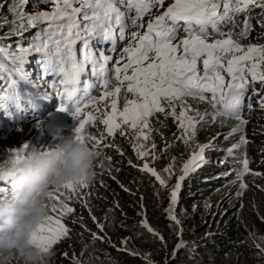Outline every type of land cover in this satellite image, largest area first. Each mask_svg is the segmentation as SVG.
Returning <instances> with one entry per match:
<instances>
[{
	"label": "snow or ice",
	"instance_id": "obj_1",
	"mask_svg": "<svg viewBox=\"0 0 264 264\" xmlns=\"http://www.w3.org/2000/svg\"><path fill=\"white\" fill-rule=\"evenodd\" d=\"M49 2L53 4L51 11H26L29 6L36 7L40 3ZM5 7L14 17L11 21L3 15ZM252 8L264 10V0H171V3H167V0H0V28L9 23L13 25L10 34L0 36V40L8 39L10 35L20 37L15 49L11 44L0 46V111L17 121L32 113L31 118L35 119L32 130L37 133L42 131L43 122L35 110L41 100L51 99L53 93L35 83L32 72L25 67L32 62L30 58L36 56L35 64L39 69L37 80L43 82L48 76L54 77L49 87L55 90V97L60 100L59 110L68 111L69 102L74 105L72 115L79 121L74 129L75 139H88L95 142V147H99L105 135L101 134L99 139L86 136L85 129L86 125L100 120L108 136H115L117 131L124 135L129 129L135 130L134 138L138 143L134 145V150L138 159L151 156L155 161L160 159L153 151L156 148L155 142L146 148L139 141L150 138L153 131L150 118L157 113L163 114L165 119L171 116L178 123L180 135L174 136L185 145L195 139L198 125L209 122L207 117H211V122H215L218 117H227L238 123L230 132L223 134L224 139L235 134L240 136L239 141L227 149L231 155L235 150L245 149L249 142L244 132L248 122L243 118L244 99L250 87L257 94L254 87L257 81L264 87V45H243L239 42L251 32L250 20L247 18L243 29L235 34V39L231 30L224 29L229 25L235 26L236 16ZM161 9L158 15L152 14L153 10ZM150 14L151 18L145 21L144 17ZM45 21L48 22L46 27H38ZM145 26L143 32L129 31L133 27L141 29ZM261 26L264 27V24ZM31 28L38 30L29 39L27 46H24V31ZM118 41L121 42L119 48ZM104 45H109L108 50L113 55L105 54ZM50 46H54V51L50 50ZM5 60L10 62V67L3 62ZM82 75L86 76L83 83ZM113 78L116 84L110 88ZM95 89L102 90L99 97L92 94ZM122 89L132 94L133 98L128 99L126 95L121 110L118 103ZM185 97L208 103L213 111L201 114L187 104ZM248 99L247 107L251 111V97ZM101 102H104L103 110ZM259 104L264 109V97ZM89 105L99 115L85 112L84 109ZM177 106L181 108L179 113L176 111ZM17 131L23 132L24 129L18 128ZM10 134L8 126L0 124V141ZM219 135L205 144H197V150L182 164L180 175L169 191V205L165 211L167 218L176 225H180L176 206L180 201L184 181L211 162L205 158V151L214 147V140ZM172 146L165 143L161 151H167ZM35 148L30 142H25L19 149L11 150L9 163H19L33 153ZM175 159L173 157L161 170L168 179L175 175ZM240 163L241 170L236 173V180L240 181L237 197H242L248 188V184L243 182L245 175H261L248 167L246 153ZM140 170L151 174L162 188H168L165 176L147 161ZM0 174L3 175V179H0V193H7L10 190V179L2 171ZM221 175L228 176L231 172ZM77 186L87 187V180L77 178L64 185L53 186L47 197L49 201L58 199L54 192H59L61 187L77 192ZM11 191V198L20 197V192L13 186ZM61 204L59 207L55 203L50 205L56 217L47 214L33 233L34 246L44 252L69 234L70 229L61 222V217L74 212V209L63 202ZM84 205L87 206V201H84ZM92 219L102 232L104 224L96 221L95 216ZM141 224L164 242V237L148 223L146 213ZM182 233L181 228L177 234V252L186 247ZM92 237L94 241L105 239V236L97 233H92ZM128 239L121 241L124 247L119 250L129 251L126 247ZM259 239L264 243V237ZM255 246L264 254L261 243ZM130 254L138 255L136 252ZM74 264H81V261L74 257Z\"/></svg>",
	"mask_w": 264,
	"mask_h": 264
},
{
	"label": "trees",
	"instance_id": "obj_2",
	"mask_svg": "<svg viewBox=\"0 0 264 264\" xmlns=\"http://www.w3.org/2000/svg\"><path fill=\"white\" fill-rule=\"evenodd\" d=\"M246 18L250 20L251 32L257 33V29H263L264 34V27L261 26L264 24V10L260 8L238 14L235 26L229 25L224 31L231 30L235 36L243 29ZM8 20L10 21L9 18ZM5 26L10 28L12 24ZM11 38L10 35V38L0 40V43ZM256 40L264 45V35H260ZM254 87L257 94H254L253 88L250 87L244 99L243 118L248 121L244 132L249 141L246 148L235 150L231 155L227 153V149L239 141V134H235L227 140L221 139L211 150H207L211 157L218 160L204 165L197 172L194 191L196 195L187 205V217H190V222H198L203 215V208L192 212L191 204H200L203 197L211 196V190L220 191L218 194L225 193L226 199L219 212L221 230L219 227L213 229L212 226L208 231L191 237L189 246L177 252V234L181 229L167 218L160 206L157 195L160 188L158 181L151 174L141 171V166L134 161L130 164L128 152L116 156L109 153L100 154L102 168H98V173L87 183L84 191L72 192L65 189L57 200L53 199L49 203H57L59 207L63 202L72 207L74 212L67 214L69 216L66 227L70 231L67 237L61 239V244L65 246L59 250L52 246L50 250L54 255L50 258L43 257L41 264H74V257L78 258L81 264H264V254L255 246L261 243L264 247V243L259 239L264 237V220L261 219L264 218V109H261L259 104L264 97V87L259 81ZM249 97L251 111L247 107ZM203 111L211 113L213 109L205 103ZM206 119L209 121L206 123L208 125L222 126L226 121L238 122L227 117H218L215 122H211L210 116ZM100 130L107 134L103 124H100ZM106 137L118 141L120 132L117 131L115 136ZM162 141L159 149L166 142ZM168 144L173 146L167 151H162L163 159H166L168 153L179 148L172 140H169ZM245 153L248 167L261 175H245L243 182L248 184V188L242 197H237L240 181L236 180V173L241 170L240 162ZM224 172H231V175L222 176ZM69 196L72 198L69 199ZM84 201H87V206ZM145 213L148 223L164 237V242L142 226L141 221ZM92 216L104 224L102 232ZM92 233L105 236V239L94 241ZM125 238H129L126 245L129 251L119 250L124 247L121 241ZM131 252L138 255L133 256ZM19 258L21 264H24L23 256L19 255Z\"/></svg>",
	"mask_w": 264,
	"mask_h": 264
},
{
	"label": "rangeland",
	"instance_id": "obj_3",
	"mask_svg": "<svg viewBox=\"0 0 264 264\" xmlns=\"http://www.w3.org/2000/svg\"><path fill=\"white\" fill-rule=\"evenodd\" d=\"M167 3H171V0H167ZM53 7V4L51 2L49 3H40L36 5V7H27L26 11L28 12H38L41 10H48L51 11ZM256 9V8H252ZM258 9V8H257ZM161 10H153L152 14L158 15ZM3 15L6 16L7 18L10 19V21L14 18L12 13L8 12L7 7H5L3 10ZM151 18L150 15H146L144 17V20L147 21ZM47 21L41 23L38 27H46L47 26ZM13 27V26H12ZM12 28H7L3 27L0 29V36H5L9 35L10 31ZM37 28H31L28 29L27 31H24L23 34V43L24 46H27L29 42V34L35 35L37 32ZM146 30L145 28L137 29L135 27L129 29V31H140L143 32ZM250 32V34L247 36V38L240 40L239 42L243 45H248V44H255V45H261L259 42H257V37L263 34V29H257V31ZM181 35L183 33L181 32ZM16 35H11V37H15ZM32 36V35H30ZM216 38H221V37H216ZM236 37L233 36V39ZM20 40V37H15L11 38L9 40H5L2 43H0V46H6L8 44H11L13 49L16 47V42ZM121 42H117V46L119 48ZM263 45V44H262ZM79 48V44L77 45ZM105 49V54L106 55H113L111 51H109V45H104ZM50 50L54 51V46H50ZM80 53L78 52V56ZM36 56H32L31 63L27 64L25 67L28 71L32 72V79L35 83L41 84V87L43 90H47L48 92L53 93V97L49 100H41L39 104H44L45 108L42 111L36 112L38 118L43 122V128L42 131L37 133L36 131L32 130V124L35 123V119H32V113H29L23 120L17 121L15 119H12L4 114L3 111H0V124H6L11 131L10 135H7L3 141H0V169L7 167L9 163V156L11 155V150L13 149H19L22 144L25 142H30L34 147H41L42 143H47L49 144L52 140V135L51 133L57 128L60 127L62 128L65 132H67L70 135H75L74 129L78 126V119L75 118L72 115V111L74 110V105L69 102L70 108L68 111H60L59 110V103L60 100L59 98L55 97V90L51 89L49 87V82L54 79L52 76H48L43 82L37 80V76L39 74V69L37 68L35 64ZM55 59V57H54ZM6 65L9 67L10 62L9 61H3ZM112 65L111 63L109 64V68H111ZM86 78V76L82 75V83L83 80ZM226 81L228 77H225ZM116 84L115 79L113 78L111 80L110 88ZM32 91V89H29ZM62 91V86L60 88ZM93 95L99 97L102 94V90L100 89H95L93 90ZM127 95L128 99H132L133 96L132 94H127L124 89L121 90L120 93V100L118 103V107L122 110L123 104H124V98ZM185 101L187 102L188 105H191L193 110H199L201 114L204 113L203 109L205 108V102H200L197 98L193 97H185ZM101 109L103 110L104 108V102H101L100 104ZM85 112L91 111L95 115H99V113L95 112V108L91 105H89L86 109H84ZM177 113L181 111V108L177 106L176 108ZM191 114V113H190ZM120 118L118 117V120ZM238 122L235 121H226L224 122L223 126H219L218 124H200L198 125L197 129V135L193 141H191L188 145H185L184 143L178 141L175 139V136L180 135V129L178 128V123L171 117L169 116L167 119H165L163 114L157 113L155 116L150 118V127L153 129L151 132L150 138L147 141H144L141 139L139 143H143L146 148H150L151 144L153 141L156 144V148L153 150L156 155L160 156V159L153 161L151 156L145 157L143 160L138 159L136 152L134 150V145L138 143V141L134 138L135 137V130H127L124 135L120 134V138L118 141H115L113 139H109L107 134L105 135V139L101 141L99 147H95L94 141L85 139V142H87L90 147L94 148L97 150L101 155L105 154H113V155H121L120 153L122 152L123 154L128 152V155L130 156V161H134L138 166H142L145 161L149 163L151 167H154L158 172L161 173L162 176H165V179L168 180V188H162L159 184V201H160V206L163 208V211L166 213V209L168 208L169 205V191L176 183V177L180 175V168L182 164L189 158L190 154L193 151H196V146L197 144H205L209 142L210 140H213V137H217L218 134L219 137L214 140V144H217L221 139H224L223 134H226L231 130L233 127L237 125ZM100 124L102 122L100 120L95 121L91 125H86L85 129V135H91L95 136L99 139L101 134H103V130L100 132H96L97 128L100 127ZM18 128H23V132H18ZM175 134V136H174ZM166 140L165 143H168L169 140H172L174 143L178 144V150L172 153H168L166 155V159H163V153L162 149L164 148L165 143L162 145V147L159 149V144H161L163 141ZM45 144V145H47ZM105 145H115L116 147H105ZM175 157V175L172 176L171 179H168V177L161 171L164 167H166L172 160V158ZM205 158L212 161H217V158L211 157L207 150L205 151ZM101 162V157L98 158L94 172L95 174L98 173V168H102ZM200 170V169H199ZM198 170V171H199ZM197 171V172H198ZM197 172L190 178L184 181V185L181 191V197L180 201L176 206V215L177 218L180 220V225L179 228L183 229L182 233V239L186 244V247L189 246V239L191 237L198 236L202 234L203 232L208 231L213 226V229L220 228L221 230V225L219 226V220H220V211L222 208V204L224 202V199H226V194H218L217 192L221 193L220 191L216 190H211L209 192L210 197H203L201 199L200 204L198 202H194L191 204L190 211H195L196 209L202 207V212L203 215L200 217L198 222L191 221L190 222V217H187L189 214V209L187 205H189L193 200L194 196L196 193L194 191L196 190V176ZM89 181H87L88 183ZM12 185L9 186L10 190L7 193H0V199H4V197L11 198L13 193L11 191ZM78 191L77 192H82L86 189V187L80 188L77 186ZM53 190V186H51V190ZM64 188L61 187L59 192H54V196L58 197L62 194ZM57 200V199H56ZM49 202L48 197H46V204ZM57 206L58 204L55 203ZM48 205V204H47ZM48 215L53 216L54 218L56 217V213H53L51 211V206L48 207ZM68 215H65L61 217V222L64 224L65 218H67ZM223 225V224H222ZM65 245L61 244V240L57 242L53 247H56L57 250L59 248L64 247ZM19 255L21 254H16L12 256L8 262V264H21Z\"/></svg>",
	"mask_w": 264,
	"mask_h": 264
},
{
	"label": "clouds",
	"instance_id": "obj_4",
	"mask_svg": "<svg viewBox=\"0 0 264 264\" xmlns=\"http://www.w3.org/2000/svg\"><path fill=\"white\" fill-rule=\"evenodd\" d=\"M44 108V104H39L35 111ZM100 131L98 127L96 132ZM51 135L49 144L35 148L19 163H10L0 169L20 192L19 198L0 199V264H8L16 254L23 256L24 264H41L43 257H52L54 252L42 251L34 246L32 239L47 215V204L51 205V201L46 204L51 186L64 185L77 178L94 179V168L100 153L60 127ZM0 179H3L2 174Z\"/></svg>",
	"mask_w": 264,
	"mask_h": 264
}]
</instances>
